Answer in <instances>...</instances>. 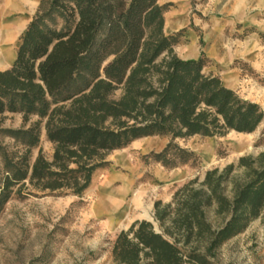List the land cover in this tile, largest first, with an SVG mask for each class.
<instances>
[{"label": "trees", "instance_id": "trees-1", "mask_svg": "<svg viewBox=\"0 0 264 264\" xmlns=\"http://www.w3.org/2000/svg\"><path fill=\"white\" fill-rule=\"evenodd\" d=\"M169 6L40 0L12 64L0 71V209L22 191L82 198L106 156L141 138L168 139L146 156L163 168H196L199 157L177 140L249 134L264 122L258 104L205 71L202 52L196 60L176 55L183 31L163 32ZM8 115H19L21 126L4 127ZM263 210L264 151L183 182L167 203L155 201L153 222L120 231L110 256L115 264H215L217 250Z\"/></svg>", "mask_w": 264, "mask_h": 264}, {"label": "rangeland", "instance_id": "rangeland-1", "mask_svg": "<svg viewBox=\"0 0 264 264\" xmlns=\"http://www.w3.org/2000/svg\"><path fill=\"white\" fill-rule=\"evenodd\" d=\"M7 3L8 0H0V34L3 30L5 32L12 30L14 24L28 12L21 3L16 4L17 8L5 7ZM227 4L228 0H218L217 3L206 0L194 5L191 3L194 25L191 24L190 27L197 35L202 36L200 26L204 25L208 29L218 22L224 25L226 37L237 40H244L254 33L264 60V31L254 26L244 28L242 22L238 23L236 19L234 20L236 25L228 28L227 19L231 17L222 10ZM205 7L207 10L203 9ZM35 11L36 9L29 16L25 26ZM29 12L31 13L32 9ZM256 17L264 19L263 14ZM24 30L18 35L9 32L12 39L1 44L3 47L0 48L1 51L5 50L15 55L19 37ZM3 66L4 64H0V67ZM210 66L213 64L209 62L208 67ZM233 66L239 69L241 75L237 91L239 96L248 101H257L256 104L264 111V71L255 70L243 61L235 62ZM3 126L19 128L21 117L8 115ZM167 141L166 138L158 137L141 138L118 152H111L105 158V165L95 172L89 189L80 199L70 195L33 196L28 195V191L12 196L0 209V264H115L110 256L111 242L132 222L153 219L155 201L167 203L175 188L183 182L194 178L202 181L208 170L223 168L235 163L241 156H256L264 151V122L249 134L230 131L221 137L193 136L177 140L181 147L193 151L199 157V165L196 168L190 166L178 168L182 169L185 176L178 182L171 181L170 174L173 169H165L146 157L150 152H160ZM2 143L8 150H14L12 140L5 138ZM145 144L153 150L147 149ZM40 148L47 158L51 157L52 144L46 140L44 132L41 134ZM38 150L35 148L31 151V162ZM116 154L120 162L112 159ZM1 171L0 164V174ZM113 172L126 177L134 190H144V204L147 206L137 204L139 212H133L130 220L111 227L106 224L104 216L94 215L93 204L98 198L97 188L103 186L108 173ZM120 184L117 180L114 186ZM145 210H148L149 218L144 216ZM122 211L119 206L118 215L122 214ZM214 260L215 264H264V210L243 233L223 244L217 250Z\"/></svg>", "mask_w": 264, "mask_h": 264}, {"label": "crops", "instance_id": "crops-1", "mask_svg": "<svg viewBox=\"0 0 264 264\" xmlns=\"http://www.w3.org/2000/svg\"><path fill=\"white\" fill-rule=\"evenodd\" d=\"M213 1L217 3L218 0ZM39 2L40 0H8L5 7L17 8L16 4L21 3L23 7L28 9V12L14 24L12 30L6 32L3 30L0 34V48L3 42L12 39V32L18 35L26 28L27 25L25 26V24L33 11L35 9L37 10ZM158 3L160 5L170 4L169 9L164 14L163 32L165 35L183 31V41L174 47V52L180 59L196 60L202 52L210 64H213V66H207L205 70L211 71L219 76L225 87L236 92L238 91V84L241 81V75L239 69L233 66L235 62L243 61L255 70L264 71L263 56L259 51V41L254 33L245 37L244 40L232 39L224 35V25L216 22L213 27L208 29L204 25L200 26L199 29L202 32V36H200L190 27L191 24L194 25V17L191 15V0H158ZM34 4L35 6H33ZM30 9H32L31 13L29 12ZM203 9L207 10L206 7ZM222 10L227 16L231 17L227 19L226 25H228V28L236 25L234 21L236 19L238 23L242 22L244 28L254 26L258 30L264 31V19H258L256 17L258 14L264 15V0H254V2L252 0H228V4L223 6ZM13 60L14 55L5 50L2 52L0 49V64H4L3 67H0V71L9 68ZM250 101L258 103L254 100ZM147 138L156 137L142 139ZM147 145L145 144V147L150 149ZM152 150L150 149V151ZM118 151L113 150L112 152ZM117 156V154L112 156V159L118 161ZM184 177L182 169L178 168L173 169L170 174L171 181L173 182L181 181ZM117 180L121 184L114 186ZM127 180L124 176H118L116 172L108 173L103 182V186L97 188L98 198L93 204V213L95 216H104L106 224L111 227L117 224L120 225L125 220H130L129 217L133 212H139L140 208H138L137 204L145 205V191L141 189L134 190L133 186ZM119 206L123 210L120 215H118Z\"/></svg>", "mask_w": 264, "mask_h": 264}, {"label": "bare ground", "instance_id": "bare-ground-1", "mask_svg": "<svg viewBox=\"0 0 264 264\" xmlns=\"http://www.w3.org/2000/svg\"><path fill=\"white\" fill-rule=\"evenodd\" d=\"M33 6H35V4H34ZM115 209H116V208H115ZM114 211H115V210H114ZM144 216H146V217L149 218V216H148V210H145V212H144Z\"/></svg>", "mask_w": 264, "mask_h": 264}, {"label": "water", "instance_id": "water-1", "mask_svg": "<svg viewBox=\"0 0 264 264\" xmlns=\"http://www.w3.org/2000/svg\"><path fill=\"white\" fill-rule=\"evenodd\" d=\"M148 221H151V222H153V219L152 218H149V220ZM155 230H157V227L155 226Z\"/></svg>", "mask_w": 264, "mask_h": 264}]
</instances>
